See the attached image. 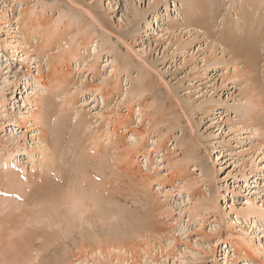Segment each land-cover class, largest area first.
Here are the masks:
<instances>
[{"label":"rangeland","instance_id":"obj_1","mask_svg":"<svg viewBox=\"0 0 264 264\" xmlns=\"http://www.w3.org/2000/svg\"><path fill=\"white\" fill-rule=\"evenodd\" d=\"M83 163L121 250L44 193ZM3 216L0 264H264V0H0Z\"/></svg>","mask_w":264,"mask_h":264},{"label":"bare ground","instance_id":"obj_2","mask_svg":"<svg viewBox=\"0 0 264 264\" xmlns=\"http://www.w3.org/2000/svg\"><path fill=\"white\" fill-rule=\"evenodd\" d=\"M248 58L249 57L246 56L245 60H247ZM59 127H61V126L59 125L58 128ZM58 128H57V130H59V131H57V132L60 133V129H58ZM58 136H59V134H56L57 138H58ZM39 138L40 139L44 138V136H39ZM80 144H81V141H80ZM96 157L99 158V156H96ZM81 176L83 178L82 182L79 179V177H81ZM8 180L10 182H12L13 184L14 183L15 184H19L20 186L23 185L22 182L20 180H18V179H13V178L11 179L10 178ZM54 185L55 184L50 185L51 187L48 188V189L46 188V191H45V189H40L39 192L42 193L43 191H45L44 193L50 198V202L53 205H55V206L67 205V208H66V209H68L67 214L71 213L74 216H77V217L79 216L78 219L81 218V219L89 221V222L93 221V220H90V218L93 217L94 220L95 219L97 220L96 222H98V224H99L100 221H102L104 224H107L108 222H111V220H113V219L117 220V222H116L117 225H115L114 229L105 230V231L100 230L101 229L100 226L103 224V223H100L98 225L100 229H96L98 227L94 228L95 230L92 231V234H91V232H87V233H90V235H91L89 237L91 239H89V240H91V242L93 243V247H94V249L91 250V252L93 251L91 253L92 255L94 253H97V252L104 253V252L107 251V249H113V250L114 249H118V250H121V248L124 247V246L122 247L121 241L123 239H125V238H123L121 240V235H122V228H123L124 220L127 217L130 216V215H128V212L126 211L127 208L124 209V207H126V206H122L121 201L119 200V198L118 199L112 198V197H109L106 194L107 193V192H105V187L106 186H103L97 179L94 178L93 174L90 173V170H88L86 168V164L85 163H83V165L81 166V170L79 172V176H77L76 180L71 181L70 186L68 188H66V190L65 189L62 190L61 189L62 186L58 187L56 185V187H55ZM56 209H54L56 212L57 211L62 212L61 210H56ZM90 209H95V210L92 211ZM89 211H91L90 215L92 217L90 215H87ZM63 217L66 218L65 216H63ZM5 218H7V216H3L0 219V228H1V231H2L0 234L2 235L1 236L2 238H5V236H6V234H5L6 232H4V228H3ZM70 218H71V216H67V221L72 220ZM72 218H75V217H72ZM73 220H75V219H73ZM60 221H63V220H60ZM139 221H141V220H139ZM89 228H90V226H89ZM88 236L89 235L86 234L87 238H88ZM82 240H84V239H82ZM19 259L21 260V264H28L29 255L28 254L27 255H22V257L19 258ZM61 261H62V259H61ZM61 261H59V262H61ZM64 262H62V263L65 264Z\"/></svg>","mask_w":264,"mask_h":264}]
</instances>
